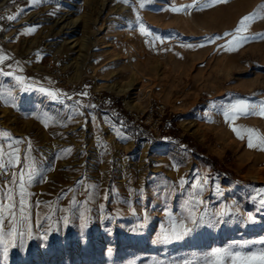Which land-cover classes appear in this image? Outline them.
Returning a JSON list of instances; mask_svg holds the SVG:
<instances>
[{"label":"rangeland","instance_id":"rangeland-1","mask_svg":"<svg viewBox=\"0 0 264 264\" xmlns=\"http://www.w3.org/2000/svg\"><path fill=\"white\" fill-rule=\"evenodd\" d=\"M262 6L264 0H0V165H7L0 167V200L12 173L23 171L32 224L31 237H16L6 257L0 244V264H212L216 248L264 247V150L249 148L245 131L264 136ZM62 15L65 28L53 23ZM245 16L254 17L240 34L247 41L225 35ZM98 90L112 96L104 109L93 97ZM153 99L167 105L159 135L123 105L128 100L141 112ZM237 99L257 114L226 120L224 110ZM30 166L39 175L29 183ZM194 196L203 201L195 204L198 215L231 216L162 242Z\"/></svg>","mask_w":264,"mask_h":264},{"label":"snow or ice","instance_id":"snow-or-ice-1","mask_svg":"<svg viewBox=\"0 0 264 264\" xmlns=\"http://www.w3.org/2000/svg\"><path fill=\"white\" fill-rule=\"evenodd\" d=\"M218 2H223V0H218ZM140 7H144L143 3H141ZM190 7H195V5ZM172 11L179 12L181 9L173 8ZM253 18L254 17L250 16L243 17L240 21V25L235 30V34L226 33L225 35H232L234 41H247L249 38L240 34L247 31L245 24L247 21ZM8 19L12 20L16 19V17L10 16ZM143 27V24H141L142 29ZM214 39H221V37H215ZM188 47L192 46L188 45ZM228 50L232 51L234 49L229 48ZM2 59L3 57H0V60ZM3 75L11 76L12 73L3 72ZM15 80L17 83H23L22 78L19 76H16ZM38 90L42 93H46L48 96L55 98V93L48 91L43 87ZM81 95H86V93H82ZM223 114L227 120L230 118L234 119L236 114L246 116L257 113L255 112L254 106L250 102L244 99H237L224 110ZM258 114L264 117V101H262L259 105ZM233 131L236 132L240 138H243L240 132H238L235 128H233ZM245 131L248 134L247 146L249 148H260L261 150H264V136L259 135L255 129H245ZM18 153L19 149H16V165H19L20 163ZM9 163H12L11 159L9 160ZM0 167H7V165H0ZM38 175L39 172L37 169L30 166V170L27 174V182H32ZM206 182L207 181H205V183ZM182 185L183 181H181V186ZM3 187L8 189V191L5 194L4 200H0V244L4 245L3 252L4 256L6 257L9 251V245L13 247L16 246V237H19L21 241L24 240L25 235L31 237L32 224L30 223L31 215L27 211L29 205L27 203V193L25 191V173L23 171H21L18 175L16 173H12L11 181L6 182ZM259 197L261 206H264V189L260 190ZM252 199L255 200L256 197H252ZM196 203L203 204V201L195 200L194 196L192 200V206L187 210V215L172 219V227L170 229H165L160 234V239L162 242L170 243L173 240L183 239L198 227L208 225L215 226L219 223H225V215L231 216V213L224 212L214 213L211 216H207L206 213L198 215L195 209ZM81 217L83 218V213H81ZM247 220L252 223L256 222L251 214L247 216ZM64 222L67 224V217L64 218ZM36 225L37 227L41 226L39 219H37ZM81 226L84 227L83 224ZM44 238L47 239L46 236ZM259 243L264 245V239H261ZM240 247H246V245H241ZM210 255L213 257L212 264H264V247H261L257 251L247 253L231 249L216 248L212 250Z\"/></svg>","mask_w":264,"mask_h":264},{"label":"built area","instance_id":"built-area-1","mask_svg":"<svg viewBox=\"0 0 264 264\" xmlns=\"http://www.w3.org/2000/svg\"><path fill=\"white\" fill-rule=\"evenodd\" d=\"M57 60H59L57 56L52 57L48 66L51 67L55 65ZM60 71L58 72L60 73ZM59 79L61 82H64L65 80V78L62 76ZM93 97H95L97 106L103 109L106 108V105L112 100L111 94L103 93V91L101 92L99 90L93 93ZM123 105L128 108L129 114L133 116L135 122L138 123L142 129L154 132L158 135L163 129H167L165 127L167 105L163 101L153 99L149 102V105L145 111L141 112H138V110L135 111L133 108H131L128 100H123Z\"/></svg>","mask_w":264,"mask_h":264},{"label":"bare ground","instance_id":"bare-ground-1","mask_svg":"<svg viewBox=\"0 0 264 264\" xmlns=\"http://www.w3.org/2000/svg\"><path fill=\"white\" fill-rule=\"evenodd\" d=\"M65 19H66V16L63 18V15L60 16L59 18L57 19H54L53 23L55 26H62V28L64 27H67L66 23H65ZM65 23V24H64ZM68 24V23H67ZM115 86L114 85H110V88H114ZM116 88V87H115Z\"/></svg>","mask_w":264,"mask_h":264},{"label":"trees","instance_id":"trees-1","mask_svg":"<svg viewBox=\"0 0 264 264\" xmlns=\"http://www.w3.org/2000/svg\"><path fill=\"white\" fill-rule=\"evenodd\" d=\"M204 160H205L206 162H208V163H213L214 166L217 167V165H215V163H214V162L212 161V159H210L209 157H204ZM219 170H222V168H219ZM226 174L232 176L230 172H226Z\"/></svg>","mask_w":264,"mask_h":264}]
</instances>
